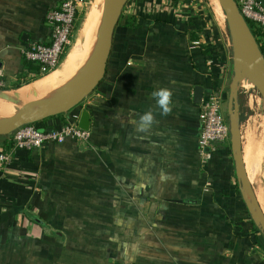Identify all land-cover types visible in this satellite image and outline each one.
Masks as SVG:
<instances>
[{
  "label": "crops",
  "instance_id": "obj_1",
  "mask_svg": "<svg viewBox=\"0 0 264 264\" xmlns=\"http://www.w3.org/2000/svg\"><path fill=\"white\" fill-rule=\"evenodd\" d=\"M60 1L0 0V81L9 87L0 93L41 79L14 88L23 72L32 77L22 50L50 41L45 15ZM123 15L105 77L80 105L92 113L91 141L16 150L0 162V264H30L26 249L23 258L12 256L29 240L34 264H264V238L243 200L231 141L207 166L200 162L196 88L204 97L221 90L228 115L233 77L215 8L209 0H128ZM163 87L173 93L167 115L151 95ZM147 111L155 120L141 131ZM1 138L0 150H12V138ZM48 238L55 240L45 255Z\"/></svg>",
  "mask_w": 264,
  "mask_h": 264
},
{
  "label": "water",
  "instance_id": "obj_2",
  "mask_svg": "<svg viewBox=\"0 0 264 264\" xmlns=\"http://www.w3.org/2000/svg\"><path fill=\"white\" fill-rule=\"evenodd\" d=\"M128 0H108L103 16L98 50L93 61L88 65L89 74L79 84L80 89L73 93L72 89L55 103L34 101L20 109L8 121L0 122V136H8L26 124L67 114L78 108L103 81L108 61L113 49L116 28L120 23ZM226 16V25L231 38L233 52V77L230 83L228 98V120L231 133V145L235 163L236 176L244 202L256 226L264 235V213L251 185L243 159L242 134L239 126V92L243 69L251 67L257 75L259 88L264 95V53L255 37L247 19L241 13L236 0H219ZM204 91L197 87L195 102L202 104ZM10 100L11 97H8ZM79 127L92 129V113L84 108L81 111Z\"/></svg>",
  "mask_w": 264,
  "mask_h": 264
},
{
  "label": "built area",
  "instance_id": "obj_3",
  "mask_svg": "<svg viewBox=\"0 0 264 264\" xmlns=\"http://www.w3.org/2000/svg\"><path fill=\"white\" fill-rule=\"evenodd\" d=\"M236 2L245 18L259 26L264 32L262 2L259 0H236ZM87 3V0H61L57 7L46 13L45 21L50 28V41L48 43L34 41L22 50L25 60L38 66L40 75L45 76L60 66L72 43L81 9ZM261 40L264 43V36H261ZM0 85H3L1 81ZM223 103L224 98L219 89H213L202 100L203 129L198 140V151L200 162L204 166L213 160L222 144L231 141L230 125L223 111ZM82 109L84 107L79 106L73 110L67 116L66 122L55 118V121L49 122L51 126L45 131L39 130L34 124H26L17 128L11 139L12 150H0V162H11L16 150L29 152L49 143H89L92 139V129L86 131L79 127ZM205 190H210V183Z\"/></svg>",
  "mask_w": 264,
  "mask_h": 264
},
{
  "label": "rangeland",
  "instance_id": "obj_4",
  "mask_svg": "<svg viewBox=\"0 0 264 264\" xmlns=\"http://www.w3.org/2000/svg\"><path fill=\"white\" fill-rule=\"evenodd\" d=\"M97 1L98 0H87L88 3L82 7L81 14H80L79 20L75 28L72 43L69 46V49L67 50L65 56L69 54V52L70 54L68 55L64 63L60 65L56 70L51 72V74H48L44 76V78L42 77L38 81H35V82H43L45 81L44 79L46 77L50 75H55L54 82L50 84L49 86L46 85L43 92H38V93L33 94L30 99L20 100L19 101L20 105L17 106V108L15 109L16 112L34 101L46 102L47 100H49L47 102L55 103L59 101L60 99H62L65 96V94H67L69 89L70 90L72 89L73 93L77 92L80 89L79 84L84 82L89 74V69L85 66L86 64L85 62H87V58L83 59L85 58V55L82 58L80 57L81 49L79 50L80 52L79 56L75 58H72L71 56H72V53L75 51V49L78 47V42L81 43L82 47H85L84 37L82 33H83L84 28L88 24L87 14L94 7V4L97 3ZM209 1L211 5L213 6V8H215L216 15L218 16L219 21H222L226 29V32L228 35V41L230 39L231 52H232L231 38H230L228 28L226 25V16L222 9V6L219 0H209ZM106 6H107V3L103 7V13H102L103 15L101 14L99 16L98 21L95 24L96 25L95 43L93 45V48L91 49L92 52L88 54V56H90L91 58L90 63L91 61H93V57L98 50L99 36L101 33V25H102L103 16L106 10ZM232 57H233V52H232ZM251 70L249 69L247 72L250 73ZM77 72L79 75L77 74ZM75 75H77V77ZM253 76L254 78H252V81L249 83H245V82L242 83L241 81L239 98H238L239 126H240V130L242 134L244 164H245L251 185L256 193L257 199L264 213V95L259 88V82L257 79L258 78L257 75L253 73ZM228 92H229V89H228ZM2 94L5 96L12 95V93L10 94L2 93ZM45 98H47V100H45ZM41 99H44L45 101L44 100L42 101ZM4 100L7 101L6 99ZM5 106L6 105H4L3 108H5ZM227 116L228 115H226V117ZM8 117L10 118V116ZM8 117H4V120L0 119V122L8 121L9 120L7 119ZM227 121L229 122L228 117H227ZM8 136L12 138L13 134L8 135ZM0 137L4 138L7 136H0ZM34 211L35 209L32 212ZM262 237L264 238L263 233H262ZM47 240L48 241H46L45 245L43 246L45 255L50 254L51 252L50 248H52V245H50V243L52 240H55V238H52V239L48 238ZM28 242L29 243L25 244L26 247L22 249L21 252L19 250V247L15 251H12V256L14 254L15 257L17 258L19 257L23 258V253L25 252V249H26L28 253L29 263L34 264L33 260L35 257L32 256L33 257V260H32L31 254L34 255L35 247L34 245L30 244V243H33V240L31 241L29 240Z\"/></svg>",
  "mask_w": 264,
  "mask_h": 264
},
{
  "label": "bare ground",
  "instance_id": "obj_5",
  "mask_svg": "<svg viewBox=\"0 0 264 264\" xmlns=\"http://www.w3.org/2000/svg\"><path fill=\"white\" fill-rule=\"evenodd\" d=\"M107 1L108 0H98L97 3L94 4V7L87 14L88 24L84 28L83 33H82V35L84 37V42H85L84 46L85 47H82L81 43L78 42V47L75 49V51L73 53L71 52L72 58L79 56V53H80L79 50L81 49L80 57L82 58L85 55V58H83V59L87 58V62L90 63L91 58H90V56H88V54L90 52H92L91 49L93 48V45L95 43V35H96L95 34L96 25L95 24L97 23L99 16L103 13V7L107 3ZM83 62H84V60H83ZM87 62H85V63H87ZM249 69L251 70V67H248V66H246L243 69L242 83L243 82L249 83L252 81V78H254V76H253V73H255L254 70H253V72L251 70V72L248 73L247 71ZM77 74H78V72H77ZM75 76L77 77V75H75ZM54 79H55V75H50L44 79L45 81L35 82V83L30 84V85H27L18 91L12 92V95H10V96H5L2 93H0V98H4L8 101L7 102L3 99H0V119L4 120V117H8V116H10V118H11L13 115H15L18 112V111L16 112L15 109L17 108V106L20 105V102H19L20 100L30 99L33 94L38 93V92H43L46 85L49 86L50 84H52L54 82ZM8 97H11V99L9 100ZM38 98H39V96H38ZM41 100L43 101L44 99H41ZM45 100H47V98H45ZM47 101H49V100H47ZM4 105H6L5 108H3ZM10 118L8 117L7 119H10Z\"/></svg>",
  "mask_w": 264,
  "mask_h": 264
},
{
  "label": "trees",
  "instance_id": "obj_6",
  "mask_svg": "<svg viewBox=\"0 0 264 264\" xmlns=\"http://www.w3.org/2000/svg\"><path fill=\"white\" fill-rule=\"evenodd\" d=\"M124 15H122L121 17V20L120 22H122L124 20ZM255 37L257 38L259 44H260V47L262 49V52L264 53V43L263 41L261 40V36H264V32L263 30L257 26L256 24H254L252 21L250 20H247ZM130 25H133L132 22H128ZM191 37L193 40H198L199 37L196 35L195 32H192L191 33ZM201 47H202V50L204 52V54L206 55H210L211 52H210V49L209 47L206 45V44H201ZM26 68L28 70V72H30L32 74V77H28L24 72L20 75V78L22 79V81H20L19 83H17L15 85L14 88H20L21 86H23L24 84H29L39 78H42L44 75H40L38 72H39V68L37 65H34L33 63H30L28 62L27 65H26ZM1 81H6L3 77L0 78ZM9 87L7 85H0V90H8ZM52 118H58L60 119L62 122H66V118H67V115L66 114H62V115H58V116H54V117H51V118H48V119H44L42 121H39V122H36L34 123V125L41 131H45L47 129L50 128V124H49V119H52ZM7 142V141H6ZM8 143V142H7ZM12 147V142L9 143V148ZM26 217L28 218V220L38 226H44L45 225V222L40 218V217H37L35 214L33 213H30V212H26L25 213ZM252 225L255 229V231H257L259 233V235L262 236V232L261 230L256 226V224L254 223V221L252 220ZM56 235H58L57 233H54ZM257 243H260L261 244V241L260 239H257Z\"/></svg>",
  "mask_w": 264,
  "mask_h": 264
},
{
  "label": "clouds",
  "instance_id": "obj_7",
  "mask_svg": "<svg viewBox=\"0 0 264 264\" xmlns=\"http://www.w3.org/2000/svg\"><path fill=\"white\" fill-rule=\"evenodd\" d=\"M156 101V105L161 110V115H167L171 112L173 93L170 88H159L151 93ZM155 116L152 111H147L140 116V130L146 131L147 128L154 122Z\"/></svg>",
  "mask_w": 264,
  "mask_h": 264
}]
</instances>
